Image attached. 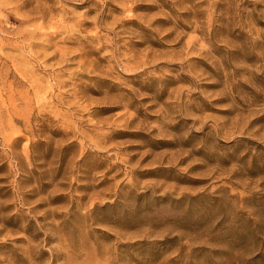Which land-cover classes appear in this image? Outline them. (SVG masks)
I'll return each instance as SVG.
<instances>
[{"label": "rangeland", "instance_id": "rangeland-1", "mask_svg": "<svg viewBox=\"0 0 264 264\" xmlns=\"http://www.w3.org/2000/svg\"><path fill=\"white\" fill-rule=\"evenodd\" d=\"M0 264H264V0H0Z\"/></svg>", "mask_w": 264, "mask_h": 264}]
</instances>
